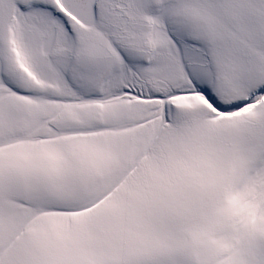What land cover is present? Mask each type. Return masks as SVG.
<instances>
[{
	"label": "snow or ice",
	"instance_id": "6c2138e0",
	"mask_svg": "<svg viewBox=\"0 0 264 264\" xmlns=\"http://www.w3.org/2000/svg\"><path fill=\"white\" fill-rule=\"evenodd\" d=\"M0 264H264V0H0Z\"/></svg>",
	"mask_w": 264,
	"mask_h": 264
}]
</instances>
